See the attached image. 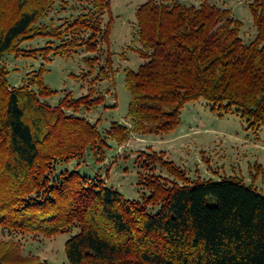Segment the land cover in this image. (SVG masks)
<instances>
[{"label":"trees","instance_id":"trees-1","mask_svg":"<svg viewBox=\"0 0 264 264\" xmlns=\"http://www.w3.org/2000/svg\"><path fill=\"white\" fill-rule=\"evenodd\" d=\"M58 1L0 0V230L11 235L9 241L0 237V264H31L12 240L16 235L55 237L73 229L78 233L66 243L70 264H264V196L239 180L190 185L186 173L158 153L144 154V168L159 165L175 180L149 177L150 194L142 201H129L77 170L53 175L89 150L108 147L98 123L78 114L105 98L92 97V86L87 96L69 95L52 107L43 99L56 91L41 80L33 83L38 90L11 86L4 59L41 36L57 43L45 49L48 55L79 48L96 54L110 43L102 19H113L110 0H84L76 18L43 24ZM250 8L257 35L246 44L243 23L209 0L141 5L137 53L145 63L127 70L126 79L132 127L115 123L111 139L123 144L132 133H169L186 104L200 99L227 111L238 107L252 126H264V0ZM32 52L38 54L24 55ZM87 62L93 70L98 58ZM107 64L112 68L110 58ZM105 73L103 67L96 79Z\"/></svg>","mask_w":264,"mask_h":264},{"label":"rangeland","instance_id":"rangeland-1","mask_svg":"<svg viewBox=\"0 0 264 264\" xmlns=\"http://www.w3.org/2000/svg\"><path fill=\"white\" fill-rule=\"evenodd\" d=\"M110 1L113 19L108 14L102 19L104 27L110 26V43H102L96 54L79 48L66 56H57L54 51L48 55L45 49L55 47L57 43L41 36L25 41L18 53L9 54L4 59L10 85L21 87L27 84L31 89L38 90L33 83L41 80L56 91L55 95L43 99L52 107L59 106L69 95L71 100L87 96L92 86V97L105 98L98 107L82 110L78 114L92 124L98 123L108 147L96 152L89 150L85 159L58 166L53 175L64 170H77L92 180H103L129 201H142L150 194L147 186L149 177L159 178L163 184L175 180L167 169L159 165L144 168L147 163L144 154L158 153L164 154L165 160L184 171L190 185L204 181L239 180L264 196V126H252L238 107L227 111L225 108H214L210 102L200 99L186 104L179 126L169 133H132L130 141L123 144L111 139L109 133L115 123L132 127L128 119L131 94L126 88L127 70L137 71L145 63L137 53L142 45L137 37L136 13L148 0ZM180 1L199 6L204 0ZM209 1L231 9L234 17L243 23L240 36L244 43L249 44L255 39L257 28L250 8L255 0ZM82 3L86 6L84 0L58 1L50 17L42 23L50 25L53 20L55 26H62L83 12ZM32 50H38V54L24 55ZM94 56L98 62L92 70L87 58ZM109 58L113 62L112 68L107 64ZM103 67L106 75L97 80ZM157 210L151 209L153 212ZM76 233L77 229L55 237L19 234L12 240L19 247L20 255L29 259L31 264H70L66 243ZM0 237L9 241L11 235L0 230Z\"/></svg>","mask_w":264,"mask_h":264}]
</instances>
